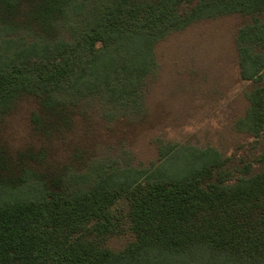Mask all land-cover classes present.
Segmentation results:
<instances>
[{"label":"trees","instance_id":"16d2710c","mask_svg":"<svg viewBox=\"0 0 264 264\" xmlns=\"http://www.w3.org/2000/svg\"><path fill=\"white\" fill-rule=\"evenodd\" d=\"M230 14L249 148L134 165L112 138L146 119L157 45ZM263 15L264 0H0V264H264Z\"/></svg>","mask_w":264,"mask_h":264},{"label":"rangeland","instance_id":"374dc122","mask_svg":"<svg viewBox=\"0 0 264 264\" xmlns=\"http://www.w3.org/2000/svg\"><path fill=\"white\" fill-rule=\"evenodd\" d=\"M245 21L238 14L204 19L157 45L160 71L150 83L146 119L112 138L115 143L124 135L134 165L157 164L161 146L214 147L226 155L247 151L253 136L239 131L237 121L247 109L251 82L240 74L235 41ZM26 112L14 117L18 133ZM124 240L117 236L113 243Z\"/></svg>","mask_w":264,"mask_h":264}]
</instances>
